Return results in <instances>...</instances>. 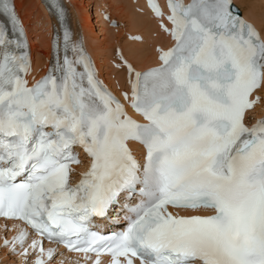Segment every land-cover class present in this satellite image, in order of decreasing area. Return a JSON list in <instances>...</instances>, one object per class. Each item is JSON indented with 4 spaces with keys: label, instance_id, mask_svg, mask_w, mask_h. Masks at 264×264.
Segmentation results:
<instances>
[{
    "label": "snow or ice",
    "instance_id": "obj_1",
    "mask_svg": "<svg viewBox=\"0 0 264 264\" xmlns=\"http://www.w3.org/2000/svg\"><path fill=\"white\" fill-rule=\"evenodd\" d=\"M166 6L171 46L144 70L117 52L118 98L70 27L29 79L25 30L0 0V218L18 222L0 251L20 264H64L45 241L83 264H264V39L233 0Z\"/></svg>",
    "mask_w": 264,
    "mask_h": 264
},
{
    "label": "bare ground",
    "instance_id": "obj_2",
    "mask_svg": "<svg viewBox=\"0 0 264 264\" xmlns=\"http://www.w3.org/2000/svg\"><path fill=\"white\" fill-rule=\"evenodd\" d=\"M66 1L68 3L71 15V20H69V22L71 24L73 40H76L77 37L81 35L84 47L86 48L87 52L91 54L93 57V62L98 65L99 71L101 70L103 74L106 72L105 68L109 66L110 70H107L102 80L105 79L103 84L107 88L109 87L112 89L116 94L122 90L128 89L126 69L116 67L117 70H114L112 68L113 64L117 62L114 55L117 47L121 48V55L130 63H132L135 69L144 70L148 67L159 64L158 53L156 49L160 48L166 50L172 44L170 37L164 33L161 27L158 25V23L161 21L165 26L171 27L169 22L165 20L168 14L166 0H159L160 10L164 14L161 17H157L155 14L149 11L146 0H111V6L107 5L109 4L107 3L108 1L102 0V2L107 4H102V6H100L96 11L94 10L92 13L93 17L97 16L99 21L102 22L101 24H103V27L101 29H95V26L97 25H95L91 19L92 14L90 13V8L88 5H85L87 0ZM186 1L187 0H185V2ZM12 2L15 12L18 13V16L21 18V25L26 27L25 33L31 51L33 74H39L41 72L44 73L48 67L47 64L49 63L50 59L49 48L53 21L46 14L44 6L40 4V0H12ZM233 4L239 8L242 18L252 23L256 29L262 33V37L264 38V0H233ZM36 8L40 11L41 16H43V21L41 24L42 26H40V28L43 30V32H47L46 34L42 33L39 35V37L41 35L43 36V41L42 46L38 49L34 45L35 41L32 40L33 33L31 32L30 28L33 17L31 10ZM106 18H115L117 20V24L119 25L123 22V20L127 22L128 31L126 30L124 35H121V39H124L123 42L120 41L119 37H111L113 41L110 44L108 43L109 46L106 47L107 42L109 41H106L105 44H102L101 41H98V36L101 35L102 37L107 32V34H109V32L112 31L108 26V21L105 20ZM101 24H99V26H101ZM123 26L126 28L125 23H123L121 29ZM137 34L142 36L140 42L132 39V37ZM115 36H118V34ZM152 36L154 37L153 39ZM88 39H93L97 42H94L95 44L91 45L89 44ZM113 48L114 52L112 54L111 51ZM111 70L114 73L109 74ZM117 72L119 73L116 74ZM258 94L261 96V104L258 105L257 110L255 111L258 115H256L254 119L259 117V113L264 112V87L258 91ZM11 236L12 235L9 232L3 231V223L0 222V241H2L4 238H10ZM8 258L9 256L6 254H0V264H6L3 263V261L7 262ZM58 259H60V257H58ZM11 261L13 262L9 261L7 264H20L19 257L12 256ZM64 264L66 263L64 262Z\"/></svg>",
    "mask_w": 264,
    "mask_h": 264
},
{
    "label": "rangeland",
    "instance_id": "obj_3",
    "mask_svg": "<svg viewBox=\"0 0 264 264\" xmlns=\"http://www.w3.org/2000/svg\"><path fill=\"white\" fill-rule=\"evenodd\" d=\"M90 1V2H89ZM105 1V0H104ZM106 1H108L107 3H109V4H107V3H104V2H102V0H87V2L85 3V5H88L89 6V8H90V13L92 14L93 13V11L95 10H97L100 6H102V4H107V5H112L110 2H111V0H106ZM106 5V7L108 8V6ZM104 7V6H103ZM102 7V8H103ZM101 8V9H102ZM32 12V23L30 24V28H31V32L33 33V36H32V40L33 41H35L34 43V45H35V47L38 49V48H40L41 46H42V41H43V36L41 35L40 37H39V35L40 34H46L47 32H43V30L40 28V26H42L41 24H42V17L43 16H41V13H40V11L39 10H37V8L36 9H32L31 10ZM108 11H109V9H108ZM20 15V14H19ZM91 19L93 20V22H94V24L95 25H97V26H95V29L97 28V29H101L102 27H103V24H101L102 22H100L99 21V18L97 17V16H95V17H93V14L91 15ZM100 22V23H99ZM123 23H125V26H126V28H124V26H123V28L121 29V26L123 25ZM99 24H101V26H99ZM121 25V26H120ZM120 25L119 24H117V27H115V26H110V28H111V30L112 31H110L109 32V34H105L104 36H102V37H104V38H102L101 37V35L100 36H98V38H99V40L98 41H101V43L102 44H105L106 43V41H109V42H107V46L106 47H108L109 46V44L110 43H112V41H113V39L111 38V37H119V39H120V41L121 42H123V40L121 39V35L123 36L124 35V33L126 32V30H127V28H128V25H127V22L125 21V20H123V22L122 23H120ZM100 27V28H99ZM128 31V30H127ZM120 33H123V34H120ZM118 34V36H115V35H117ZM119 34H120V36H119ZM110 37V38H109ZM128 37V36H127ZM142 37V36H141ZM101 38H102V40H101ZM154 37L152 36V39H153ZM108 39V40H107ZM112 39V40H111ZM89 40V39H88ZM111 40V41H110ZM137 41V40H136ZM97 42V41H95V40H93V39H90L89 40V44H91V45H93V44H95V43ZM121 42H120V44H121ZM137 42H140V39H139V41H137ZM109 43V44H108ZM117 43H119V42H117ZM115 46V45H114ZM121 46H122V44H121ZM118 48V47H117ZM113 52H114V48L112 49V51H111V53L113 54ZM112 68L114 69V70H117L115 67H113L112 66ZM106 69V72H107V70H110V68H109V66H107V68H105ZM106 72H104V74L101 72V70H100V73H102L103 75H102V78H104V76H105V74H106ZM112 73H114L112 70L109 72V74H112ZM119 72H117L116 74H118ZM105 80V79H104ZM0 253H2V251L0 252ZM9 260V259H8ZM8 260H7V262H8ZM7 262H5V261H3V263H7Z\"/></svg>",
    "mask_w": 264,
    "mask_h": 264
}]
</instances>
